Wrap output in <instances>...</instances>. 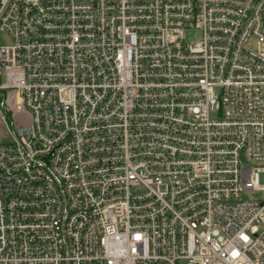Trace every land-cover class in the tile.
I'll return each mask as SVG.
<instances>
[{"label": "built area", "instance_id": "1", "mask_svg": "<svg viewBox=\"0 0 264 264\" xmlns=\"http://www.w3.org/2000/svg\"><path fill=\"white\" fill-rule=\"evenodd\" d=\"M1 36L0 264H264V0H0Z\"/></svg>", "mask_w": 264, "mask_h": 264}, {"label": "rangeland", "instance_id": "2", "mask_svg": "<svg viewBox=\"0 0 264 264\" xmlns=\"http://www.w3.org/2000/svg\"><path fill=\"white\" fill-rule=\"evenodd\" d=\"M192 36H196V32H192ZM5 38L1 36L0 41H4ZM7 138L6 132H5V126L0 120V140H4ZM248 164L252 165V162H247ZM243 197L244 198H255V199H264V190L261 189H249L243 191Z\"/></svg>", "mask_w": 264, "mask_h": 264}]
</instances>
